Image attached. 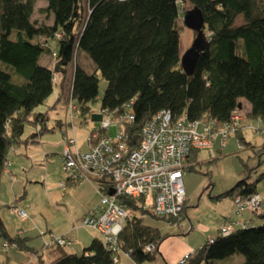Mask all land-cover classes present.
Returning a JSON list of instances; mask_svg holds the SVG:
<instances>
[{
	"label": "trees",
	"instance_id": "1",
	"mask_svg": "<svg viewBox=\"0 0 264 264\" xmlns=\"http://www.w3.org/2000/svg\"><path fill=\"white\" fill-rule=\"evenodd\" d=\"M37 1L46 3L40 11L52 17L50 25L32 20ZM183 4L202 12L208 41L190 76L180 66ZM44 54L54 60L53 67L41 63ZM78 54L91 63L92 71L76 63ZM72 64L69 99L78 108L77 116L85 118L89 114V105L98 96L99 74L106 83L101 109L114 119L124 114L134 117L123 122L130 150L139 144L144 124L161 110L170 111L175 120L210 123L212 132L217 134L212 146L190 148L184 174L195 171L201 162L199 153L210 155L215 144L220 152L235 137L239 148H243L246 143L242 129L247 119L261 124L264 131V0H0V180L15 147L53 130L47 126L48 112L36 108L51 94L55 95L53 105L48 107L51 110L65 99L59 94L56 76L64 80L66 69ZM241 100L250 106L245 117L240 115ZM236 114L243 118L233 120ZM66 119L73 127V122ZM26 126L34 130L24 137ZM227 126L229 130L223 137L219 132ZM98 127L89 132L99 130ZM62 132L66 131L61 130V138ZM108 135L114 137L116 128L110 127ZM78 147L80 151L87 150L85 142L84 150ZM243 172H250L246 164ZM262 178L264 173L255 181L247 176L219 198L230 197L234 206L238 195L257 193L264 197L257 192ZM93 182L99 187L100 201L107 191V181ZM77 185L69 183L65 190ZM65 190L61 188L62 192ZM186 200L185 195L181 212L172 217L156 215L142 209L139 200L120 196L119 201L133 216L123 225L117 253L107 248L101 236L92 238L81 254L67 253L65 247L74 241L65 234L57 236L66 237L70 244L58 246L48 239L38 249L29 245L31 238L22 236L21 231L11 237L0 219L1 248L30 253L38 264L44 262L43 248L50 254L48 264H119L124 253L134 264H141L155 259L159 244L167 237L142 222L145 214L178 223L186 217ZM91 209L79 226L85 227L82 219ZM252 216L260 218L261 224L250 226L251 219L227 236L211 237L213 242L206 241L193 251L188 264H217L220 260L231 263L233 255L243 257L239 264H264V209ZM4 242L14 243L15 248H4ZM149 246L152 248L147 250Z\"/></svg>",
	"mask_w": 264,
	"mask_h": 264
},
{
	"label": "rangeland",
	"instance_id": "2",
	"mask_svg": "<svg viewBox=\"0 0 264 264\" xmlns=\"http://www.w3.org/2000/svg\"><path fill=\"white\" fill-rule=\"evenodd\" d=\"M46 3L44 1H37L35 4V11L32 16V20L37 23H45L50 25L52 23V17L47 13L41 12L40 9L44 8ZM191 6L189 4H183V10H189ZM183 10H181V34H180V53L183 54L192 44L195 38V32L186 28L183 24ZM41 63L53 67L54 60L50 58L48 54H44L41 57ZM76 63H79L87 71H92L93 66L91 63L81 54H78ZM73 64L66 69L64 80L61 77L56 76V86L59 89V94L62 98L54 109L48 108V106L53 102L54 94H51L44 104L36 108L37 111H47L48 112V126L56 125V120H64L65 116L70 120L69 115L66 113V104L69 100V88L71 82ZM99 90L98 96L95 101L89 105L90 112L85 118L78 117L77 115L73 118V125L75 129V137L77 139V144L80 146L81 150H84V137L86 134L99 126V121L94 120L93 116L99 115L101 109V98L105 90L106 83L100 78L99 74ZM61 85V87H60ZM55 92V91H54ZM245 110H240V115L245 117ZM243 117H241L242 119ZM256 127H260L261 130H257ZM70 128V127H69ZM34 129L31 126L25 127L24 137L31 133ZM70 135L72 136V130L70 128ZM243 137L245 140V145L243 148H239L237 139L231 137L225 144V147L220 151H216L217 146L215 144V150L209 155L208 153L201 151L199 153V163L196 164V170L185 172L183 176V185L186 195V206L184 210L186 212V217L180 222L171 224L163 219L155 218L150 216L148 213L142 219L145 225L157 228L162 235H168L158 246L159 251L155 252L154 260H146L141 264H175L176 262H171L169 258L175 256L178 248L181 247L183 243L192 247L195 251L201 247L209 238L215 237L218 233L219 222L222 221L221 215L223 212L229 210L233 211L235 214V207L230 197H220L228 190H230L237 181L249 177L251 181L257 180L259 175L264 173V150L259 148L264 147V131L263 126L256 121L247 119L244 121V127L242 129ZM61 132L59 129H53L48 132L47 135L43 136L42 141L33 143L28 147L29 156L32 162L24 163L22 166L25 172H21V166L16 165L14 172L19 174L17 180H46L43 184L42 181L38 184L28 185L23 193L32 198L35 202L37 199H44L38 208H33L30 206H22V209L30 217H35L36 223L42 229H50L53 231L55 236L61 234V231L66 229L72 231V234H78L80 241L88 239L90 233L97 232L85 228V227H72V223L68 221L71 217V221H74L76 226L80 225L81 218L85 213L84 208L91 205L98 204L99 196L97 198H88L85 200L84 196L81 195H70V187H68L64 192L61 191L59 187V182L65 177L62 170L61 161V147L62 145ZM20 152L24 150L23 144L20 146ZM36 150V153L31 152V150ZM44 153H47L46 155ZM14 156L12 152L9 153V160ZM18 157L21 155H17ZM261 161V163H260ZM246 164L250 172H243V165ZM23 174L26 176L24 177ZM23 176V177H22ZM23 178V179H22ZM51 187L50 194L56 196L58 205L55 204L48 196L46 197V189ZM56 187V188H55ZM59 189V190H58ZM257 189L260 193L264 194V178L260 179L257 183ZM62 194L64 196L62 197ZM61 196V197H60ZM70 196V197H69ZM67 198L68 202L61 201V199ZM69 198V199H68ZM233 206V207H232ZM264 208V202L262 203ZM21 208V207H19ZM143 209V208H142ZM0 219L3 222L6 232L11 236H16V232L22 231L26 227V223L17 214L12 212L11 208L2 207L0 209ZM182 210V209H181ZM88 211V210H87ZM86 211V212H87ZM181 212V211H180ZM86 214V213H85ZM253 223L250 226H257L261 224V219L252 216ZM219 225V226H218ZM23 228V229H22ZM37 236H30V243L37 248L41 247L42 241L38 234ZM44 238L49 239V233L44 234ZM43 236V235H42ZM74 238V237H73ZM76 239V238H75ZM46 240V238H45ZM2 238H0L1 246ZM44 241V240H43ZM90 243L87 242L82 248L77 247V254H81L84 247ZM72 246H67L65 249H69ZM76 247V246H75ZM43 250V264H48L49 256L45 248ZM14 250H5L2 248L0 250V261H5L7 252ZM19 252V251H18ZM21 254V253H19ZM27 256L32 254L26 253ZM184 255V254H183ZM182 255V256H183ZM181 256V257H182ZM180 257V258H181ZM174 261V260H173ZM243 261L241 255L231 256L230 262L220 260L217 264H239ZM9 263L14 264L13 258L9 260ZM119 264H134V262L127 256L122 254L120 256Z\"/></svg>",
	"mask_w": 264,
	"mask_h": 264
},
{
	"label": "built area",
	"instance_id": "3",
	"mask_svg": "<svg viewBox=\"0 0 264 264\" xmlns=\"http://www.w3.org/2000/svg\"><path fill=\"white\" fill-rule=\"evenodd\" d=\"M65 108L72 122V118L79 114L78 108L71 99ZM99 117V130L89 132L85 137L86 151L79 150L75 136L69 137L62 132L61 158L65 177L59 186L65 190L69 183L107 181L106 193L102 194L99 203L82 219V225L96 231L107 248L117 253L122 244L119 235L123 225L133 216V212L119 201L120 196L139 200L143 209L156 215L177 216L185 200L183 174L187 166V154L190 148L209 149L217 134L212 132L208 122H190L185 118L175 120L170 111L161 110L144 124L139 144L130 150L125 142L127 135L123 130V122L132 121L133 115L124 114L114 119L111 113L101 109ZM232 119L239 121L241 116L236 114ZM110 127L116 128L114 137L108 135ZM228 130L229 126L219 133L224 137ZM263 201L264 197L257 193L238 195L234 198L235 214L250 212L255 216L260 213ZM12 211L21 220L27 218L22 208L12 206ZM249 222H238L230 218L220 224L217 234L227 236L236 226L245 227ZM49 241L58 246L71 243L64 236L52 234L49 235ZM207 241L211 243L213 238ZM3 246L15 248L14 243L4 242ZM151 248L149 246L146 249ZM193 255V251L186 252L175 264H188ZM113 260L117 262L118 258L114 257Z\"/></svg>",
	"mask_w": 264,
	"mask_h": 264
},
{
	"label": "crops",
	"instance_id": "4",
	"mask_svg": "<svg viewBox=\"0 0 264 264\" xmlns=\"http://www.w3.org/2000/svg\"><path fill=\"white\" fill-rule=\"evenodd\" d=\"M53 99H54L53 102H51V104L49 106L53 105V103L55 101V97ZM241 102H242L241 110L246 109L245 110V114H247L249 112L250 106L244 100H241ZM93 119L97 120V115L93 116ZM67 122H68V120L66 119V116H65L64 120H59V119L56 120L55 127L54 126H48V125L47 126L49 128L59 129L60 132H61V130H65L67 135H70L69 131H70V128H71L72 134L75 135V132H74L75 129H74V125H73L74 122L72 121L73 122L72 123L73 127H70V125ZM47 133L48 132H45V133H43L41 135L35 136L32 139L33 141L24 143L23 144L24 150L22 151V153H19L20 150H21L20 147H15V151L14 150L11 151L14 154V156L11 157V160H9V157H8L9 165L5 169V171H4V173H3L2 177H1V180H0V209L2 207L11 208V206H15V207H18V208L21 207L22 208V206H27V205L32 207V209H33V208H38L39 207L38 205H41V203L44 202V199H40V201H39V198L37 199V201L35 200V202H34V200L32 198H30L28 195L23 193V190H26L28 185L38 184L41 181L44 184L46 182V180H27V177H25L26 174L25 175L23 174V176L25 177L24 180H17L19 174H16L18 171L14 172V170L17 167L16 165H19V166H21V169H20V170H22L21 172H25V170L22 167L24 165V163L26 164L29 161L32 162L31 158L29 156V153H27V151H29L28 147H30V145L33 144V143H37V142L42 141L43 136L47 135ZM60 147H61V152H62L63 144L60 145ZM31 152L36 153V150L35 149L31 150ZM44 154L46 155L47 153H44ZM17 155H21V156L18 157ZM49 188H51V187H48L46 189L45 196L46 197L48 196V198H50V200H52L53 202H55L56 205H58L56 196L55 195L52 196V194H50L51 189H49ZM257 192H260V191L257 189ZM69 194L72 195V196L73 195H79V196L83 195L85 200L88 199V198H91V196L93 198H97L98 196L100 197L99 187L93 181H84V182H82L81 184H79L77 186L70 187ZM63 196H64V194H62V197ZM62 200H64V202H66V203L68 202L67 198H66V200L64 198L61 199V201ZM91 208H92L91 205H88L87 207H85L84 208L85 213H86L87 210H89ZM263 209L264 208L261 207V210H263ZM13 213L16 214L15 212H13ZM85 213H83V214H85ZM232 217L238 222H245V221H249V220L252 219V215L250 213H248V212H244V213H241L239 215H236V214H233V211L229 212V210H227V211L223 212V215H221L222 221L219 222V225L222 222H224L225 219L232 218ZM71 220L72 219L70 217V219L68 221H70L72 223V227H74V225H76V224H75L74 221H71ZM36 222L37 221H36L35 217H33V215L30 218L27 215V218L23 221V223H26V227L24 229L22 228L23 230L21 232H23L22 236L29 237V238H30V236H37V235H34V234H38L40 236L41 241H42V244H41V247H40V248H42L44 243L47 242V237H45L46 238V240H45V238H44L45 235L44 234H46V232H52L53 233V231H51L50 229H47L46 226H45V229H42L41 227H39V225ZM77 227H80V226L78 225ZM42 233H43V236H42ZM62 234L70 236L72 238V240L74 241V243L71 245L72 247H70L67 250L65 249L67 253H76L77 252V247L78 248H82L83 246H85V244H87V242L91 241V239L94 238V237L100 238V235L98 233H97L98 235H95L96 233L95 234L94 233H90L88 235V239L80 241L81 239H79L78 234L76 233V235L75 234L73 235L72 231H70L68 229H66L64 231H61V234H59V235H62ZM167 237H168V235H167ZM29 245L35 247L34 245H32L30 243V241H29ZM0 250L2 252L1 246H0ZM11 250H14V249H11ZM46 250H47V253H48V249H46ZM190 250H192V247H190L187 244L183 243L181 245V247L178 248V250L176 251L175 256L172 257V259L171 258H169V259L172 260L171 262H176L183 254H185L186 252H189ZM158 251H159V249H158ZM5 253H6V251H5ZM19 253H21V254H19ZM26 253L27 252H23V251L7 252L6 260L3 261V262L1 261V262L4 263V264H12V263H9V260L11 258H13L14 264H38V260H37V258L34 257V255H31L29 257V256H27ZM41 254H42V260L44 261V259H43V255H44L43 254V250H42ZM48 256H49V261H50L51 258H50V254L49 253H48Z\"/></svg>",
	"mask_w": 264,
	"mask_h": 264
},
{
	"label": "water",
	"instance_id": "5",
	"mask_svg": "<svg viewBox=\"0 0 264 264\" xmlns=\"http://www.w3.org/2000/svg\"><path fill=\"white\" fill-rule=\"evenodd\" d=\"M182 20L186 28L195 32V38L191 46L180 56V66L182 70L190 76L194 71L200 54L206 49L208 41L204 33L205 21L202 12L197 7H192L185 11ZM99 119L100 117L98 115L97 120ZM110 193H112V191Z\"/></svg>",
	"mask_w": 264,
	"mask_h": 264
}]
</instances>
